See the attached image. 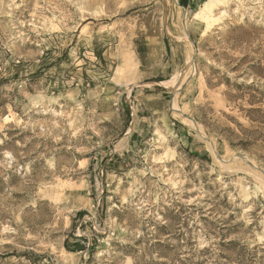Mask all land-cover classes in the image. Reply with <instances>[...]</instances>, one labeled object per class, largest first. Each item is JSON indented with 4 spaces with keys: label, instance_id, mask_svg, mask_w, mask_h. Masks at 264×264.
I'll return each instance as SVG.
<instances>
[{
    "label": "rangeland",
    "instance_id": "obj_1",
    "mask_svg": "<svg viewBox=\"0 0 264 264\" xmlns=\"http://www.w3.org/2000/svg\"><path fill=\"white\" fill-rule=\"evenodd\" d=\"M208 1L0 0V264H264V0Z\"/></svg>",
    "mask_w": 264,
    "mask_h": 264
},
{
    "label": "bare ground",
    "instance_id": "obj_2",
    "mask_svg": "<svg viewBox=\"0 0 264 264\" xmlns=\"http://www.w3.org/2000/svg\"><path fill=\"white\" fill-rule=\"evenodd\" d=\"M221 1H222V4H225L227 0H209L208 2H206L204 4V6L202 7V9L196 15H194L195 20L197 22H204V23L208 22V24H211V22L214 20L212 18H215L214 17V11L217 10L218 6L220 5L219 2H221Z\"/></svg>",
    "mask_w": 264,
    "mask_h": 264
}]
</instances>
